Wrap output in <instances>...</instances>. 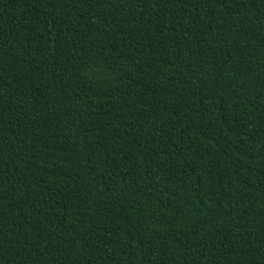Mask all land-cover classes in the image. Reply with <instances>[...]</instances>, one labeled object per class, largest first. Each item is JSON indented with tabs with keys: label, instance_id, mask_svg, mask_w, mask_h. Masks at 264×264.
<instances>
[{
	"label": "trees",
	"instance_id": "1",
	"mask_svg": "<svg viewBox=\"0 0 264 264\" xmlns=\"http://www.w3.org/2000/svg\"><path fill=\"white\" fill-rule=\"evenodd\" d=\"M0 264H264V0H0Z\"/></svg>",
	"mask_w": 264,
	"mask_h": 264
}]
</instances>
